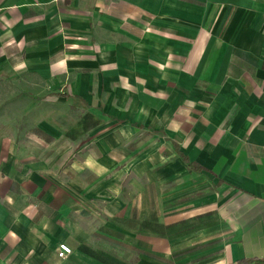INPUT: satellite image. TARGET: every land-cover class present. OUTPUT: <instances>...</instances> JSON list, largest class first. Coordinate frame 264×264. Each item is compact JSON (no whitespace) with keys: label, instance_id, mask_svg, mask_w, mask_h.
<instances>
[{"label":"crops","instance_id":"obj_1","mask_svg":"<svg viewBox=\"0 0 264 264\" xmlns=\"http://www.w3.org/2000/svg\"><path fill=\"white\" fill-rule=\"evenodd\" d=\"M0 78L93 120L0 127V264L264 262V0H0Z\"/></svg>","mask_w":264,"mask_h":264},{"label":"rangeland","instance_id":"obj_2","mask_svg":"<svg viewBox=\"0 0 264 264\" xmlns=\"http://www.w3.org/2000/svg\"><path fill=\"white\" fill-rule=\"evenodd\" d=\"M55 113L60 115L55 125H51L55 133L48 135L39 131L35 142L40 146L38 149L40 161L45 163L48 168L58 170L69 161L71 155L87 138L86 127L91 125L93 120L85 116L86 108L83 105L67 107L60 102L55 103L35 98L29 88L0 78V127L7 125L13 128L17 141H31L30 132L35 133L38 124L47 121L48 116H53ZM98 250L102 251L104 259L112 256L109 253L117 257L115 254H119V251L123 250L125 253L117 258L125 260L128 258L126 248L112 247L106 241L105 246ZM107 263L127 264V262L115 259L109 260Z\"/></svg>","mask_w":264,"mask_h":264},{"label":"built area","instance_id":"obj_3","mask_svg":"<svg viewBox=\"0 0 264 264\" xmlns=\"http://www.w3.org/2000/svg\"><path fill=\"white\" fill-rule=\"evenodd\" d=\"M71 252H72L71 248L65 243H59L56 248V255L58 258H61V259L69 256Z\"/></svg>","mask_w":264,"mask_h":264},{"label":"trees","instance_id":"obj_4","mask_svg":"<svg viewBox=\"0 0 264 264\" xmlns=\"http://www.w3.org/2000/svg\"><path fill=\"white\" fill-rule=\"evenodd\" d=\"M236 264H264V262L252 259V258H243L238 260Z\"/></svg>","mask_w":264,"mask_h":264}]
</instances>
